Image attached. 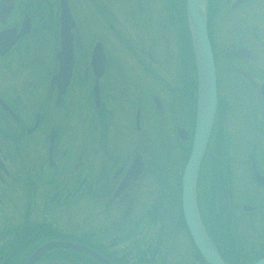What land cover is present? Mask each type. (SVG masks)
Listing matches in <instances>:
<instances>
[{"label":"flooded vegetation","instance_id":"af4514ba","mask_svg":"<svg viewBox=\"0 0 264 264\" xmlns=\"http://www.w3.org/2000/svg\"><path fill=\"white\" fill-rule=\"evenodd\" d=\"M184 1L0 0V264L49 239L112 264H206L180 202L197 107ZM208 37L217 105L197 210L224 264H257L264 104L242 108L228 92L246 102L257 84L264 102V0L211 1ZM32 264L96 263L51 249Z\"/></svg>","mask_w":264,"mask_h":264},{"label":"water","instance_id":"95a60500","mask_svg":"<svg viewBox=\"0 0 264 264\" xmlns=\"http://www.w3.org/2000/svg\"><path fill=\"white\" fill-rule=\"evenodd\" d=\"M186 14L197 66L198 104L191 152L182 175L181 208L189 235L202 258L207 264H223L202 228L195 201L197 169L211 128L216 103L214 70L205 30L206 0H186ZM60 247L80 251L100 264H109L83 246L56 241L39 246L24 264H31L43 252ZM257 264H264V261Z\"/></svg>","mask_w":264,"mask_h":264},{"label":"rangeland","instance_id":"374dc122","mask_svg":"<svg viewBox=\"0 0 264 264\" xmlns=\"http://www.w3.org/2000/svg\"><path fill=\"white\" fill-rule=\"evenodd\" d=\"M210 2H209V5H208V12H209V10H210V6H211V1H213V0H209ZM221 12H224V7H222L221 8V10H220V15L222 14ZM222 20V19H221ZM220 25H221V23H220ZM226 29V26H225V24H223V27H221V28H219V35H222L223 36V34H224V30ZM238 63H240L241 64V62L240 61H237ZM260 62V61H259ZM254 65H256L257 66V64L255 63ZM263 65H264V63H263ZM239 66H241V65H239ZM233 72V70H231V73ZM238 85H240V86H242V87H244L243 85H241V83H239ZM253 85H250L249 86V89H250V91H251V93H252V97L251 98H248V100L249 101H246V102H244L243 101V98L241 97L242 95L236 90V87L235 86H233L232 84L230 85V91L228 92V94H230V96H232V94H234V91H236L237 93H238V95L239 96H237L236 97V99H241V106H242V108H245V107H248V108H251V107H253V110H255V107L257 106V104H259V101H261L260 103H262V104H264V102H263V100H260V98H258L257 96H256V94H255V86H257V84L256 85H254V87H252ZM249 89H248V92L246 93V96L245 97H248V95H250L249 94ZM234 90V91H233ZM235 95V94H234ZM259 99V100H258ZM242 108H239V107H237L236 108V110L237 111H242ZM259 110H257V112H258ZM242 114V113H241ZM240 114V116L238 117V116H236L235 118L236 119H244V115H241ZM238 117V118H237ZM244 121V120H243ZM240 126H238L239 128H240V130H242V128H246V126L248 127V125L246 124L245 126L243 125V127L241 126V124H239ZM76 132H77V134H78V128H76ZM243 133V132H242ZM241 133V134H242ZM74 138H76V137H74ZM73 139V138H72ZM185 158H186V156L184 157V159H183V161L181 160V162H183L182 163V165L184 164V161H185ZM77 206H78V204H77ZM76 206V207H77ZM76 226V227H78V226H81V224H80V219L79 218H75V220H72V221H70V222H68V226ZM181 248L184 250V252H185V255L186 254H188L189 255V252H190V249L188 248V244L186 243V241H184L182 244H181ZM182 252V251H181ZM184 252H182V253H184ZM189 260H190V258H188Z\"/></svg>","mask_w":264,"mask_h":264}]
</instances>
